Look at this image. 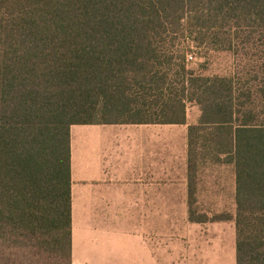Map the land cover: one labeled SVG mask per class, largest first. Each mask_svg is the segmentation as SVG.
<instances>
[{
  "label": "trees",
  "instance_id": "trees-1",
  "mask_svg": "<svg viewBox=\"0 0 264 264\" xmlns=\"http://www.w3.org/2000/svg\"><path fill=\"white\" fill-rule=\"evenodd\" d=\"M264 33V0H0V264H72L70 127L187 123L189 193L231 164L236 264H264L262 75L188 67L185 40L215 51ZM201 66V65H200Z\"/></svg>",
  "mask_w": 264,
  "mask_h": 264
},
{
  "label": "crops",
  "instance_id": "crops-1",
  "mask_svg": "<svg viewBox=\"0 0 264 264\" xmlns=\"http://www.w3.org/2000/svg\"><path fill=\"white\" fill-rule=\"evenodd\" d=\"M188 125H71L72 264H236L234 220H189Z\"/></svg>",
  "mask_w": 264,
  "mask_h": 264
},
{
  "label": "rangeland",
  "instance_id": "rangeland-1",
  "mask_svg": "<svg viewBox=\"0 0 264 264\" xmlns=\"http://www.w3.org/2000/svg\"><path fill=\"white\" fill-rule=\"evenodd\" d=\"M247 40L244 37L235 40L230 50L215 51L208 44L196 47L188 41L181 40V46L186 49L188 67L196 68L204 74L235 75L240 83L251 78V75H262L264 65V33L254 30ZM201 65V66H200ZM200 115L199 107L187 105V123L197 121ZM211 165V164H210ZM203 165L198 174L197 199L193 204L196 215L206 214L208 217L221 213L235 215L234 203V167L231 164ZM187 206V205H186ZM161 205H155V210ZM185 209V208H184ZM170 234H176L183 226V205H170ZM160 221L155 220V227H160Z\"/></svg>",
  "mask_w": 264,
  "mask_h": 264
}]
</instances>
